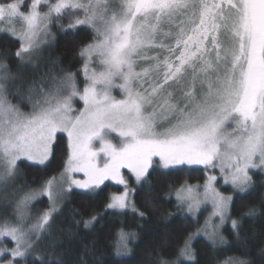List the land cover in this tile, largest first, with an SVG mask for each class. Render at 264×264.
Listing matches in <instances>:
<instances>
[{
    "label": "snow or ice",
    "instance_id": "6c2138e0",
    "mask_svg": "<svg viewBox=\"0 0 264 264\" xmlns=\"http://www.w3.org/2000/svg\"><path fill=\"white\" fill-rule=\"evenodd\" d=\"M61 20L80 58L79 73L49 60L37 80L34 58ZM0 33L18 42L15 67L0 53V190L16 184L22 168L46 176L17 197L14 219L0 220V264H66L57 251L74 242V233L58 228L57 220L73 188L95 192L106 180L124 185L106 211L152 223L131 199L122 169L146 187L147 205L151 177L185 165L219 168L235 193L234 199L219 191L216 175L208 176L202 193L177 189L189 212L202 203L212 210L203 225L195 222V232L178 239L173 259L160 256L154 264H199L194 241L223 250L229 230L244 243L243 223L258 209L248 207L240 217L232 209L253 195L250 170L264 174V0H0ZM82 33H90L89 42ZM57 133L67 136V158L49 176L59 156ZM40 197L48 206L31 208ZM98 223L92 215L83 228ZM137 238L121 225L107 244L109 264H126L122 258L132 255ZM80 247L78 264H97V239L81 240ZM249 255L224 264H252Z\"/></svg>",
    "mask_w": 264,
    "mask_h": 264
},
{
    "label": "trees",
    "instance_id": "16d2710c",
    "mask_svg": "<svg viewBox=\"0 0 264 264\" xmlns=\"http://www.w3.org/2000/svg\"><path fill=\"white\" fill-rule=\"evenodd\" d=\"M28 0H25L27 3ZM66 20L54 22L51 26L52 39L49 46L44 52L40 69L43 73L48 71L44 65L49 60H56L62 64L67 71L79 73L81 64L76 49L69 46L65 39L66 32L60 28L61 24L66 25ZM81 39L85 43L90 40V33H82ZM80 45H77L78 48ZM18 42L11 36L0 34V53L7 56L10 66L15 67L14 53L17 50ZM51 67V65H49ZM41 76L36 79L39 80ZM25 111L28 109L25 108ZM59 152L56 163L53 168L48 171L47 175H57L62 171V164L67 158V138L64 135L57 136ZM182 170H170L171 174L167 176L159 175L158 170L156 175L150 179L152 192L150 193L153 203L147 205L145 197L149 195L146 187L143 184H137L134 177H129L128 188L131 190V199L136 203L137 207L146 212L148 219L152 223H144L134 213L129 212L125 216L117 218L110 215L106 211V204L109 202L113 194H119L124 191L125 187L116 184H106L95 192H85L74 190L66 197L61 206L57 220V227L74 233V242L70 245L65 242V247L58 249L57 255L62 256L66 264H78V257L82 252L80 241H91L96 238L101 253L97 255V264H109L112 259L111 253L107 250V244L114 237L117 229L124 225L127 231L136 232L138 238L130 244L132 247V255L122 258L126 264H154L157 257L163 256L168 259L175 257L173 250L178 239L186 236L191 232L196 231L195 222L203 224L207 211L203 210L197 219L184 215L172 194L184 185L203 184L206 180V171L201 168H180ZM151 171V170H150ZM254 181L253 195L246 200L235 201V206L232 209V214L235 217H240L247 211L248 207L254 206L258 209L257 216L249 222L243 223V231L240 233V240L243 244H238L236 238L231 234V231H225L224 235L229 240V247L223 250H212L206 243H196L194 241L195 251L198 253L197 259L199 264H224L229 258L241 257L247 252L250 255L248 258L252 264H264L260 259L264 253V218H261V213H264V174L260 172H252ZM46 178L45 174L36 171L34 168H22L21 176L17 183L10 186L7 191L0 190V220L15 218L14 208L17 197L23 191L36 189ZM142 189H144L142 191ZM224 192L231 193L230 187L222 188ZM235 199V197H234ZM43 201V202H41ZM48 206L46 199H41L36 204L35 208L45 209ZM78 213V215H74ZM30 215H32L30 213ZM96 215L100 220L94 229H84L83 222ZM119 219V222H117ZM79 221L80 224L75 226L73 221ZM161 225H167L162 227ZM226 226V228H228ZM143 229V231H141ZM4 246L12 247L10 241H4Z\"/></svg>",
    "mask_w": 264,
    "mask_h": 264
},
{
    "label": "rangeland",
    "instance_id": "374dc122",
    "mask_svg": "<svg viewBox=\"0 0 264 264\" xmlns=\"http://www.w3.org/2000/svg\"><path fill=\"white\" fill-rule=\"evenodd\" d=\"M0 34H1V33H0ZM51 39H52V35H50V37L48 38V40H47L46 43H43V44L41 45V48H40V51H39L38 56H37L36 58H34V64H35V66H37V67L40 68V66H41V64H42V59H43V56H44V52H45L46 48L49 46V44H50V42H51ZM43 74H44V73H43L42 71H40V72H38V73L31 74V75L33 76V78L36 79L37 77L42 76ZM77 74H78V73H77ZM80 79H82V78H80V77L78 76V81H79ZM118 93H119V90H118V89H114V90H113V94H114V95H118ZM77 106H79V105H77ZM61 134L64 135V136H66L65 133H57V136H58V135H61ZM113 137H115V134H113ZM66 138H67V136H66ZM117 139H118V138H117ZM117 139H114V142H117ZM154 167H155V165H154ZM180 168H201V169H204V170L206 171V180H205V182H204L203 184L187 185V186H191V187H193V189H195V190H198L200 193H202L203 186H204L205 183L207 182V178H208V176H209V175H216V176H217L216 187L218 188V190L221 191V192H222L224 195H226V196H227V195H232L233 197H235V193H234L233 191H232L231 193H227V192H224V191L222 190V188H226V187H230V186H229V185H225V184L223 183L219 168H216V169H211V168H209V169H205L202 165H192V166H187V165H185V166H180ZM252 172H259V170H250V174H251ZM122 173H123L125 179L127 180V184H128V182H129V181H128V180H129V177H128L127 175L133 177L132 173H131L128 169H122ZM74 176H75L76 179H81V180L85 179L83 173H75ZM106 184H116V183H115L114 181H111V180H106V181L100 186V188H102V187L105 186ZM116 185H119V184H116ZM120 186L125 187L124 185H120ZM184 186H185V185H184ZM100 188H99V189H100ZM99 189H97V190H99ZM74 190L85 191V190H82V189H76V188H73V191H74ZM97 190H96V191H97ZM68 194H69V193H68ZM68 194L66 195V197L68 196ZM43 198L47 200L46 197H40L39 199H37L36 201H34L33 204H32L30 207H31V208H35V207H34V204H36L38 201H40V200L43 199ZM172 198L175 199V200L177 201V199H176V191L172 194ZM177 203H178V207H179L180 211H181L184 215L189 216V217H192L193 219H197V217L199 216V214H200L203 210H206V211H207V216H206V218H207L208 215H210L211 210H212V208H211V204H210V203H207V204H203V203H202V204L200 205V208H199L197 211H194V212H189L188 209H187V205H186V204H181V203L178 202V201H177ZM30 217H31V215H30ZM206 218H205V219H206ZM203 223H204V222H203ZM202 225H203V224H202ZM226 226H228V225H225V227H226Z\"/></svg>",
    "mask_w": 264,
    "mask_h": 264
}]
</instances>
